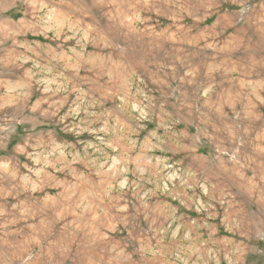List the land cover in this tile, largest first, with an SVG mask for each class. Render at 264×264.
I'll use <instances>...</instances> for the list:
<instances>
[{
  "label": "rangeland",
  "instance_id": "374dc122",
  "mask_svg": "<svg viewBox=\"0 0 264 264\" xmlns=\"http://www.w3.org/2000/svg\"><path fill=\"white\" fill-rule=\"evenodd\" d=\"M0 264H264V0H0Z\"/></svg>",
  "mask_w": 264,
  "mask_h": 264
}]
</instances>
